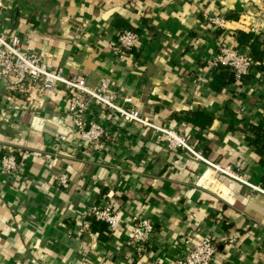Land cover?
Listing matches in <instances>:
<instances>
[{"label": "crops", "instance_id": "1", "mask_svg": "<svg viewBox=\"0 0 264 264\" xmlns=\"http://www.w3.org/2000/svg\"><path fill=\"white\" fill-rule=\"evenodd\" d=\"M213 16L227 27L213 25ZM251 26L264 50V0H5L0 10V29L30 38L46 62L93 86L108 76L120 102L132 98L156 126L185 136L205 158L241 166L264 187L246 139L248 123L264 115L263 74L254 67L243 82L212 86L219 46L250 53L238 31ZM124 28L140 39L119 58L111 47ZM66 96L52 90L33 109L0 85V158L7 145L23 148L16 176L5 183L0 169V264H177L187 239L210 233L218 249L212 264H264V193L214 174L183 148L170 151L160 131L101 106L87 116L110 136L90 148L70 132ZM196 112L211 122L192 123ZM54 150L61 157L50 171L45 154ZM61 172L68 188L58 185ZM107 203L124 223L100 235L86 213ZM131 216L155 226L143 249L128 242ZM233 234L236 247L228 244Z\"/></svg>", "mask_w": 264, "mask_h": 264}, {"label": "built area", "instance_id": "2", "mask_svg": "<svg viewBox=\"0 0 264 264\" xmlns=\"http://www.w3.org/2000/svg\"><path fill=\"white\" fill-rule=\"evenodd\" d=\"M5 0H0V10ZM209 21L217 28L225 29L227 19L223 16L209 17ZM250 32H257L258 28L251 26ZM140 34L131 28H124L114 40L112 51L119 57L130 56L138 46ZM256 62L249 51L228 43L219 46L218 55L213 67L225 66L234 71L237 79H243L253 72ZM0 85L10 97L18 96L33 109L41 107L48 94L55 89H62L67 93L68 112L73 118L70 132L81 139L88 147H95L103 139L109 138L110 132L99 122L91 120L87 111L92 106H101L114 112L123 120L137 122L160 131L166 136V146L170 151L183 148L197 159L203 161L214 174H223L235 181L247 185L256 191L264 193V187L255 185L249 180L247 172L241 166L214 162L205 158L193 148L187 138L174 130L156 126L134 104L132 98H125L123 102L118 100L117 94L111 89L110 78L102 76L97 85L88 83L87 77L81 74H69L62 66H55L46 62L43 56L30 45V38H22L18 35L8 34L0 29ZM67 139L65 134L60 136V141ZM23 148L7 145L6 152L0 158V169L5 176L3 182L7 183L16 176L20 170L18 155ZM59 151H51L45 154L46 167L53 170L60 158ZM60 187L68 188L70 178L66 172L57 175ZM88 217L107 224L109 232L113 233L123 226V216L115 211L112 204L105 206L92 204L87 211ZM131 229L127 236L128 242L138 248H144L145 244L155 233V226L151 220L144 217L131 216ZM239 238L233 234L229 241L230 247H236ZM187 239L183 256L177 260V264H212L218 254L217 244L213 234L199 237L196 243Z\"/></svg>", "mask_w": 264, "mask_h": 264}, {"label": "trees", "instance_id": "3", "mask_svg": "<svg viewBox=\"0 0 264 264\" xmlns=\"http://www.w3.org/2000/svg\"><path fill=\"white\" fill-rule=\"evenodd\" d=\"M238 38L241 44H250L251 56L256 62L255 67H257L264 76V50L260 48L261 40L259 36L253 32L238 31ZM213 77V87L214 89H219L222 86L229 85L234 82H243L245 78L251 77V73L246 75L243 79H237L234 71L229 70L225 66H217L214 68ZM262 102L264 104V95L261 96ZM192 123L197 125L205 126L211 122V119L207 117L203 112H196L193 117H189ZM248 129L250 130V135L246 136L249 145L253 150L259 155L260 164L264 169V115L262 120L257 123H248ZM262 182L264 184V171L262 174ZM91 222V227L94 231L99 232L100 235H106L109 233L107 224L98 221L93 217H89Z\"/></svg>", "mask_w": 264, "mask_h": 264}]
</instances>
